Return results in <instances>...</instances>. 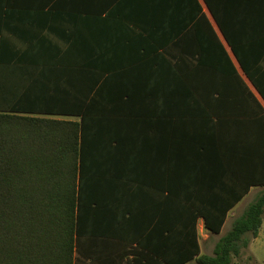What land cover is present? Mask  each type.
I'll use <instances>...</instances> for the list:
<instances>
[{"label":"crops","instance_id":"1","mask_svg":"<svg viewBox=\"0 0 264 264\" xmlns=\"http://www.w3.org/2000/svg\"><path fill=\"white\" fill-rule=\"evenodd\" d=\"M19 107L88 123L82 197L135 233L195 226L203 253L264 193V0H0Z\"/></svg>","mask_w":264,"mask_h":264},{"label":"trees","instance_id":"2","mask_svg":"<svg viewBox=\"0 0 264 264\" xmlns=\"http://www.w3.org/2000/svg\"><path fill=\"white\" fill-rule=\"evenodd\" d=\"M37 110L0 111V264H233L258 238L264 193L213 255L201 252L195 226L180 234L132 232L131 219L82 197L93 172L86 168L88 123L35 117L52 114ZM205 220L220 234L226 217Z\"/></svg>","mask_w":264,"mask_h":264},{"label":"rangeland","instance_id":"3","mask_svg":"<svg viewBox=\"0 0 264 264\" xmlns=\"http://www.w3.org/2000/svg\"><path fill=\"white\" fill-rule=\"evenodd\" d=\"M227 234V231H224L219 237L222 238ZM219 237H216L214 242H217ZM214 250L215 247L213 244L212 249H206L203 253L213 255ZM233 264H264V230L258 240L252 239L249 248L244 250L239 258L234 259Z\"/></svg>","mask_w":264,"mask_h":264}]
</instances>
